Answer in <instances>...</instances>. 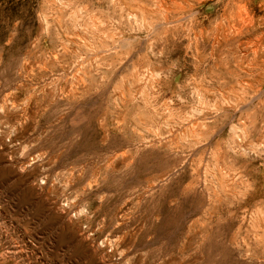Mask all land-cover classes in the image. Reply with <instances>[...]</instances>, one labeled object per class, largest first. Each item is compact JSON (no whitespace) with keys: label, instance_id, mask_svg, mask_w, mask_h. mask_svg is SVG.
I'll use <instances>...</instances> for the list:
<instances>
[{"label":"rangeland","instance_id":"rangeland-1","mask_svg":"<svg viewBox=\"0 0 264 264\" xmlns=\"http://www.w3.org/2000/svg\"><path fill=\"white\" fill-rule=\"evenodd\" d=\"M0 264H264V0H0Z\"/></svg>","mask_w":264,"mask_h":264},{"label":"bare ground","instance_id":"bare-ground-1","mask_svg":"<svg viewBox=\"0 0 264 264\" xmlns=\"http://www.w3.org/2000/svg\"><path fill=\"white\" fill-rule=\"evenodd\" d=\"M243 10V9H242ZM240 15V14H239ZM258 41V40H257ZM255 42V41H254ZM255 48V47H254ZM258 49V48H257ZM254 51V50H253ZM254 53H255V51H254ZM256 54V53H255ZM248 66V65H247ZM249 67V66H248ZM252 68V67H251ZM250 69V68H249Z\"/></svg>","mask_w":264,"mask_h":264}]
</instances>
